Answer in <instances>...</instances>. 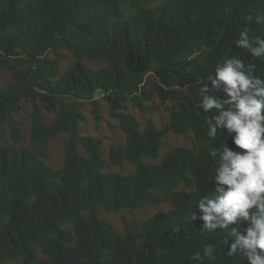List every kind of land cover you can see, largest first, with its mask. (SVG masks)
Masks as SVG:
<instances>
[{
    "label": "trees",
    "instance_id": "obj_1",
    "mask_svg": "<svg viewBox=\"0 0 264 264\" xmlns=\"http://www.w3.org/2000/svg\"><path fill=\"white\" fill-rule=\"evenodd\" d=\"M257 17H264V0H0V72L13 70L12 81L0 85V264H247L227 257V232L202 233L203 221L191 215L201 214L197 201L213 190L219 156L211 152L234 147L219 130L215 139L207 136L206 119L215 110L199 108V89L225 56L255 63L264 78V62L235 47L244 28L250 38L264 36ZM61 49L75 62L59 76L63 56L48 54ZM83 59L104 67L93 70ZM95 94L126 136L107 158L99 139L81 136L79 105L64 104ZM219 95L227 98L222 89ZM155 96L172 104L169 124L159 129L148 120L140 131L126 103L147 112L144 102ZM22 101L32 105L31 140L42 157L50 139L69 134L63 168L47 166L26 147L2 145L4 124L14 143L23 141L14 117ZM38 102L55 111L53 121L44 122ZM92 104L98 125L99 107ZM189 131L197 149L175 148L159 164L146 162L159 158L168 132ZM125 163L135 171L103 172ZM168 201L170 211L123 219L124 235L99 216L102 208L121 212ZM205 248L212 249L207 256ZM197 252L201 260L190 259Z\"/></svg>",
    "mask_w": 264,
    "mask_h": 264
},
{
    "label": "clouds",
    "instance_id": "obj_2",
    "mask_svg": "<svg viewBox=\"0 0 264 264\" xmlns=\"http://www.w3.org/2000/svg\"><path fill=\"white\" fill-rule=\"evenodd\" d=\"M255 22L264 23V17ZM235 47L264 62V36L250 38L249 29L244 28ZM208 81L211 87L206 83L199 89V108L205 114L215 110L206 119L207 136L215 139L219 130L234 147L227 143L211 152L213 158L219 156L213 190L197 201L201 214L192 212L191 220L203 221L202 233L227 232L223 241L227 257L264 264V78L256 74L255 63L225 56ZM221 89L226 99L219 95ZM211 251L205 248L204 255ZM190 259L199 261L201 254Z\"/></svg>",
    "mask_w": 264,
    "mask_h": 264
},
{
    "label": "rangeland",
    "instance_id": "obj_3",
    "mask_svg": "<svg viewBox=\"0 0 264 264\" xmlns=\"http://www.w3.org/2000/svg\"><path fill=\"white\" fill-rule=\"evenodd\" d=\"M58 55H62L63 59L60 61L59 76L66 73L74 64L75 58L72 53L65 49L58 50L57 52H49L50 58H56ZM82 62L93 70H99L104 67L103 63H93L86 59ZM13 70H4L0 72V85L5 87L12 81ZM57 78L53 79L56 80ZM150 80H152L150 78ZM92 101H96L99 107V114L101 121L97 125L93 116V104ZM74 103L80 107V113L83 115L84 120L79 123L81 136H90L97 138L102 143V148L105 151V157L107 158L108 151L112 145L125 146L126 136L120 129L117 120L113 119L109 115V104L99 94H95L93 98H75L68 97L64 99L66 109L71 107ZM38 107L41 109V115L45 123H49L56 118L55 111L47 108L45 102H38ZM144 105L148 108L147 112H142L136 106H133L130 102L126 103L127 112L132 115L139 123L140 131H143L148 120H152L155 126L159 129L164 128L169 124V116L172 108L170 102H164L159 97H154L150 102H144ZM33 111L32 105L28 101H22L20 108L15 113L14 117L20 122L23 130V141L20 144L13 142L9 129L6 124L2 126L3 146L10 148L26 147L32 151L38 160H42L45 164L53 169L59 170L63 168L65 162L64 146L69 139V134L64 132L60 133L56 137L49 140L47 145L46 156L42 157L37 149L34 147L31 140V133L33 127ZM198 145L194 137L193 132L189 131L185 135H177L172 132H168L164 137V145L161 148L159 158L156 160H147L150 164H159L163 160L164 156L172 149L175 148H193L197 149ZM79 151L86 155L84 148L79 145ZM135 171V167L129 163H125L121 168L112 166L110 164L104 169V173H117V174H131ZM178 190H190L183 185H179ZM171 203H158L151 204L143 207L139 210L125 209L121 212L107 211L103 208L99 212L100 218L109 222L115 231L124 235L126 233L123 219H126L129 223L134 220H146L154 216L157 212H167L172 210ZM67 228H72L70 224L66 225ZM36 255L39 259L45 258L39 247H35ZM21 261H9L7 264H20Z\"/></svg>",
    "mask_w": 264,
    "mask_h": 264
}]
</instances>
